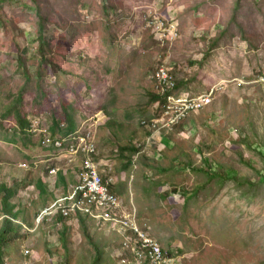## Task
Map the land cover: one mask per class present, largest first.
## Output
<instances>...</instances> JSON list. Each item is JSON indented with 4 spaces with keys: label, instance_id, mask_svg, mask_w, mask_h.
<instances>
[{
    "label": "rangeland",
    "instance_id": "obj_1",
    "mask_svg": "<svg viewBox=\"0 0 264 264\" xmlns=\"http://www.w3.org/2000/svg\"><path fill=\"white\" fill-rule=\"evenodd\" d=\"M235 2L0 0V183L15 190L9 200L20 212L1 264H134L106 224L37 223L62 185L46 181L39 194L30 183L47 175L45 164L75 169L66 153L39 142L53 121L65 127V112L94 131L95 158L109 159L113 190L122 182L120 210L136 214L170 252L163 264H264V88L233 82L264 68V0H239L237 10ZM150 20H172L176 38L160 46ZM40 23L47 63L37 52ZM158 63L170 68L178 90L221 88L211 104L153 132L144 146L142 119L158 108L149 81ZM16 111L29 122L24 130ZM139 144L144 149L133 153Z\"/></svg>",
    "mask_w": 264,
    "mask_h": 264
},
{
    "label": "built area",
    "instance_id": "obj_2",
    "mask_svg": "<svg viewBox=\"0 0 264 264\" xmlns=\"http://www.w3.org/2000/svg\"><path fill=\"white\" fill-rule=\"evenodd\" d=\"M147 25L151 28V33L157 35L156 39L160 46L172 42L178 34L177 24L174 26L172 20L165 22L150 20ZM149 81L154 93L160 95L163 102L156 115L142 119L143 128L149 131L144 137V146L151 142L153 132L169 128L190 112L201 110L211 104L215 91L221 88L219 83L220 85L211 86L203 93L191 94L186 90L175 92L172 71L163 63L155 65L149 75ZM233 82L238 87L257 83L264 88V68L258 70L255 77L248 81L236 78ZM43 132L44 137L40 141V146L52 147L58 154L66 153L68 162L73 163L75 169H72L74 182L66 191L55 195L52 202L38 212L37 223L55 216L72 220H77L78 215L85 216L94 223L96 221L99 224H106L109 229L119 234L122 237L121 248L132 257L134 264H163L170 260L171 255L162 250L137 224L136 214L120 210V198L110 189L113 178L109 159L95 158L94 131H88L82 123L62 138L51 139L48 132ZM142 144L137 146L140 150L144 149ZM76 156L82 158L78 163L75 162ZM20 166L26 167V164L21 163ZM58 170L59 167L53 166L48 172L56 175ZM68 170L69 168L65 169L63 174Z\"/></svg>",
    "mask_w": 264,
    "mask_h": 264
},
{
    "label": "trees",
    "instance_id": "obj_3",
    "mask_svg": "<svg viewBox=\"0 0 264 264\" xmlns=\"http://www.w3.org/2000/svg\"><path fill=\"white\" fill-rule=\"evenodd\" d=\"M234 6H235V10H237L238 6H239V0H236ZM43 29H44L43 24L40 23L39 24V34L37 36V41H38L37 52L40 55V62L47 63V60L45 59V56H44L45 50L47 48V41L43 36ZM18 59H20V58H18ZM255 75L252 76L251 78L250 77L244 78V80L248 81V80L254 78ZM172 76H173V81H174L173 90L176 92V91H178L177 87H179V81L175 82L173 73H172ZM247 86L248 85H243L240 87L244 88ZM150 95L152 98H155V100L158 99V108H157L156 112L154 113V114H157L159 109H160V106L163 102L162 97L160 95H158L157 93H153V91H152V93H150ZM64 116H65V120H66V125L64 128L59 127V122L57 120L53 121V125L49 126V131H47V132L49 133V137L51 139H53L55 137H58V138L65 137V136L69 135V133L73 132L76 129V120H75L74 116L72 115V113L65 112ZM144 119H146V118H144ZM15 121L17 122L18 130H24L29 125V122L26 121L25 117L22 114H20V112H18V111H16ZM61 123H63V122H61ZM55 128H58V131ZM146 131H147V133L149 132L148 130H146ZM43 137H44V132L42 133V136L40 137V141L43 139ZM49 148L55 150L52 147H49ZM131 151L133 153H137L139 151V148H135V146H133ZM133 153H131V154H133ZM130 164H131V162L129 159V161L127 162V166H130ZM199 170L202 172H205V174H208L210 178H217L218 180H221V181L233 180L237 184H242L244 181V180H242V181L239 180L235 174H230L225 170L220 171V172H209V169L204 170L201 168H199ZM259 182L264 183V174L260 175ZM110 189H111V191H113V185H110ZM14 194H16V193H15V190L13 188L8 187L4 183H0V198H1L0 201L2 202L1 215H5V217H2L1 226H0V248H1V245L4 243V241L6 240V236L10 233L16 232L15 228H20V227L15 226L14 224L11 223V221H13V219H16L18 214H20V212H18V210H14L15 206L9 200L11 197H13ZM55 217H57L58 220H62V221L67 220V218H63L61 216H55ZM84 218L88 219L85 216H81V215L77 216V219L80 221L81 225L84 221ZM166 252L168 254H170V252H168V251H166ZM0 264H1V249H0Z\"/></svg>",
    "mask_w": 264,
    "mask_h": 264
},
{
    "label": "crops",
    "instance_id": "obj_4",
    "mask_svg": "<svg viewBox=\"0 0 264 264\" xmlns=\"http://www.w3.org/2000/svg\"><path fill=\"white\" fill-rule=\"evenodd\" d=\"M50 159L51 158H49L48 160H50ZM38 163L39 162H33L34 166L32 164L31 165H32V167L36 168L38 166ZM53 166H55V165L49 166V165H46L45 164V167L48 168V169L50 167H53ZM63 171L61 172L59 170L56 177L50 175L48 172H47V175H44V174L36 175L35 176V181H33V183H30V184L34 188H36V190L39 192V194H43L46 191V186H45L46 181H49L50 182V181L55 180L54 186L59 187V185L61 184L62 185V191H66L69 188V186L74 182V176H73L74 174L72 173V169L69 168L70 178L68 179L67 173L66 174H63ZM121 173H126V171L125 172L123 171ZM121 183L122 182H119L118 184H116L117 185V188H116L117 191H121ZM116 190H115V193H116ZM55 194H58V193H55ZM55 194L53 196H55ZM52 200L53 199H51V201Z\"/></svg>",
    "mask_w": 264,
    "mask_h": 264
},
{
    "label": "clouds",
    "instance_id": "obj_5",
    "mask_svg": "<svg viewBox=\"0 0 264 264\" xmlns=\"http://www.w3.org/2000/svg\"><path fill=\"white\" fill-rule=\"evenodd\" d=\"M20 164H21V163H20ZM20 164H18V166H20ZM20 167H21V166H20ZM59 170H60V169H59ZM59 170H58V171H59ZM48 171H49V169H48ZM61 172H62V171H61ZM48 173H49V172H48ZM57 173H58V172H57ZM49 174H50V173H49ZM50 175H52V176H54V177L57 176V174H56V175L50 174ZM54 182H55V180H53V184H54ZM111 185H113V184H111ZM62 192H64V191H62ZM113 192H115V191L113 190ZM55 195H58V194H55ZM54 197H55V196H54ZM119 198H120V197H119ZM53 199H54V198H53ZM51 202H52V201H51ZM49 203H50V202H49ZM44 207H45V206H44ZM44 207H43V208H44ZM40 210H41V209H40ZM40 210H39V211H40ZM67 219H68V218H67Z\"/></svg>",
    "mask_w": 264,
    "mask_h": 264
}]
</instances>
